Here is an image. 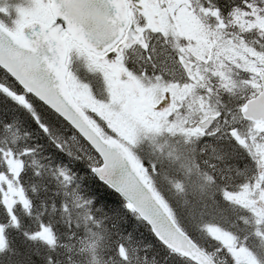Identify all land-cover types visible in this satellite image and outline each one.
Wrapping results in <instances>:
<instances>
[{"label": "snow or ice", "instance_id": "6c2138e0", "mask_svg": "<svg viewBox=\"0 0 264 264\" xmlns=\"http://www.w3.org/2000/svg\"><path fill=\"white\" fill-rule=\"evenodd\" d=\"M17 118L34 144L17 143ZM0 129L11 136L0 140V208L13 223L14 205H31L27 162L37 177L45 167L37 147L59 159L48 170L71 196L27 238L52 245L57 223L71 228L83 208L75 216L87 227L85 205L102 203L122 229L123 264L139 260L137 237L212 264L156 181L163 146L141 152L164 137L202 190L215 187L195 231L229 264H249L229 213H248L245 245L264 249V0H0ZM84 177L90 199L67 191Z\"/></svg>", "mask_w": 264, "mask_h": 264}, {"label": "trees", "instance_id": "16d2710c", "mask_svg": "<svg viewBox=\"0 0 264 264\" xmlns=\"http://www.w3.org/2000/svg\"><path fill=\"white\" fill-rule=\"evenodd\" d=\"M14 129L17 131V143H35V136L31 130L24 127L18 118ZM26 132L28 133L27 136H25ZM0 140H7L10 143L11 136L0 129ZM153 147L147 143L142 144L141 152L147 154L152 151ZM161 153L158 154L163 159L164 166L156 175V181L161 190L172 201L179 215L184 218L182 222L186 224L189 231L209 252H212L213 260L217 264H229L223 254L213 252L215 245L212 241L208 240L203 233L195 231L196 225L201 222L200 211H207L203 206L212 203L211 196L215 187L206 186L202 190L203 180L198 176L195 168L188 172L179 166L178 161L167 155L168 151L165 155H161ZM35 156L37 161L44 164L45 167L40 169L41 175L37 177L35 166L31 164L30 160L27 162L22 187L31 200L30 207L25 208L22 203L14 205L13 211L17 218L15 223H13L11 215L6 213L5 209L0 208V250L6 249L4 255L0 256V264H9L8 255L10 254H13V261H19L22 264H123L121 256L127 258V254L118 255L117 249L118 242L123 239L122 229L118 224H113L109 209H105L102 203L85 205V207L90 208L94 218L88 221L87 227L83 221L75 216L77 211L82 215L83 208L74 209L73 219L75 222H79V227H76L75 222L71 228L63 222L57 223L55 242L52 245L40 238L30 239L26 237V234L36 231L39 223L37 218L41 213H43L42 218L45 221L50 218L58 219L59 213L54 215L51 213L53 202L58 208L61 201L71 203V196L65 197L63 195L65 189L60 187L57 178H54L48 170V165H52L54 171V166L60 163L59 159L47 151L46 145L37 147ZM177 181L182 182V190L174 187ZM91 183L90 177H84L83 182L77 178L67 191L71 192L75 188L76 193L82 199H90L86 185ZM34 188L35 191H33ZM183 192H191L189 199L183 198L185 195ZM247 215L248 213L246 214L239 208L235 212L229 213L230 219L241 218L236 220L237 227L233 231L239 237L240 246L253 255L249 248L255 247L254 242L249 239L246 246L244 241V236L249 230L244 223V217ZM205 219H215L216 222L223 223L219 217H205ZM135 243L139 260H131L130 264H187L185 259L174 255L173 252L160 247L150 239L137 237ZM261 252V248H255L253 264H264V255ZM14 253H19V255H14ZM257 256L259 257L258 260L256 259Z\"/></svg>", "mask_w": 264, "mask_h": 264}, {"label": "rangeland", "instance_id": "374dc122", "mask_svg": "<svg viewBox=\"0 0 264 264\" xmlns=\"http://www.w3.org/2000/svg\"><path fill=\"white\" fill-rule=\"evenodd\" d=\"M146 143L151 145V146L162 145L163 146V151H162L161 155H165V153L167 151H169V146H168V144L165 143V138L164 137H159L155 141H145L143 144H146ZM165 149H166V151H165ZM183 194H185L183 198L186 200V199H189V195L191 194V192H189V193L188 192H183ZM246 214H247V212H246ZM244 219H246V220L251 222V217L249 215L245 216ZM240 247L243 248L242 246H240ZM261 254L264 255V249H262ZM244 255H245V258L249 261V264H253L252 261L255 259V257L253 255H251L250 252H248L245 249H244Z\"/></svg>", "mask_w": 264, "mask_h": 264}, {"label": "water", "instance_id": "95a60500", "mask_svg": "<svg viewBox=\"0 0 264 264\" xmlns=\"http://www.w3.org/2000/svg\"><path fill=\"white\" fill-rule=\"evenodd\" d=\"M212 264H217L216 262L212 261Z\"/></svg>", "mask_w": 264, "mask_h": 264}]
</instances>
